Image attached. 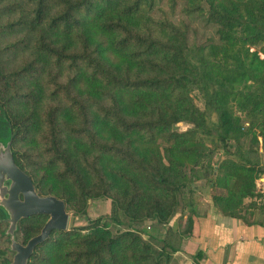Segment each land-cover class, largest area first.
I'll use <instances>...</instances> for the list:
<instances>
[{
    "label": "trees",
    "instance_id": "trees-1",
    "mask_svg": "<svg viewBox=\"0 0 264 264\" xmlns=\"http://www.w3.org/2000/svg\"><path fill=\"white\" fill-rule=\"evenodd\" d=\"M179 2L217 27L209 54L184 20L153 15L156 0H0V137L12 130L15 161L41 195L85 215L89 199H112L105 217L54 230L29 264H177L191 211L183 230L159 232L198 186L226 215L264 210L245 203L264 197V0H169L173 11ZM22 48L30 58L11 64ZM47 217L21 221L24 241Z\"/></svg>",
    "mask_w": 264,
    "mask_h": 264
},
{
    "label": "crops",
    "instance_id": "crops-1",
    "mask_svg": "<svg viewBox=\"0 0 264 264\" xmlns=\"http://www.w3.org/2000/svg\"><path fill=\"white\" fill-rule=\"evenodd\" d=\"M257 186L264 190V176ZM196 188L199 197L193 207L177 211L160 231L164 236L169 227L183 230L191 211L192 233L175 253L177 264H264V210L249 208L240 217L226 215L214 203L210 186ZM252 202L264 207V197L247 199L246 207Z\"/></svg>",
    "mask_w": 264,
    "mask_h": 264
},
{
    "label": "water",
    "instance_id": "water-1",
    "mask_svg": "<svg viewBox=\"0 0 264 264\" xmlns=\"http://www.w3.org/2000/svg\"><path fill=\"white\" fill-rule=\"evenodd\" d=\"M13 132L0 137V208L7 223L3 231L10 241L13 259L7 264H29L36 247L47 241L54 230H69L70 214L65 200L55 195H41L31 177L16 163L12 149ZM46 214L41 232L26 243L18 239L20 223L34 215Z\"/></svg>",
    "mask_w": 264,
    "mask_h": 264
},
{
    "label": "rangeland",
    "instance_id": "rangeland-1",
    "mask_svg": "<svg viewBox=\"0 0 264 264\" xmlns=\"http://www.w3.org/2000/svg\"><path fill=\"white\" fill-rule=\"evenodd\" d=\"M204 4H206V0H203ZM208 6V5H207ZM183 3L179 2L176 9L173 11L171 9L169 0H156V3L153 8V15L156 17H159L162 12L166 13L175 23H179L180 21L184 20L186 24L188 25L190 29V37L189 42L193 45H206V52L209 54V50L211 49L212 42H220L219 36L217 34V27L213 24H207L205 16H200L198 14H193L192 16H187L183 13ZM24 9L30 10L31 7L29 5H24ZM18 32L16 34L10 35V38L12 40L16 39L15 37L19 36ZM211 43V44H210ZM209 46V47H208ZM255 48L252 47L251 51H254ZM30 51L27 49H21L17 51L16 53H13L10 58L11 64H19L21 61H23L25 58H30ZM262 57H264V54H261ZM36 76V75H35ZM244 84H252V81L247 80L243 84H238L237 86L240 87V89H244ZM191 96L193 97L194 102L201 108H206V96L203 94V92L199 89H195L191 92ZM235 114L238 116H242L245 121H249L248 118L245 116V114H241L239 108H235ZM215 117V116H214ZM247 126L249 125L248 122H246ZM193 127V124L188 122H180L176 125V128L180 131H185L188 129H191ZM260 141L262 142V138H260ZM209 144V141H208ZM222 152V151H221ZM218 153L216 155V161L220 162L223 158V155ZM191 165H188V168H190ZM189 171V169H188ZM197 175L204 176L202 172L197 173ZM39 191V190H38ZM40 192V191H39ZM41 193V192H40ZM52 195V194H50ZM67 203V202H66ZM182 200L180 199V205L177 208V211L182 210ZM67 209L70 214V222H69V229L72 227H81L86 226L89 224V221L87 220L90 218L91 220H94L98 217H105L106 215L110 214L112 211V199L110 198H95V199H89L88 201V208H87V214H77L75 210L71 209V207L67 204ZM48 220V217L46 221ZM157 220H150L147 222V224L141 228L147 231H155L153 228L154 223ZM7 223H2L0 225V248L3 250V255L0 258V264H7V261H10L13 259L14 253L10 249V241L7 235L3 233V231L7 228ZM150 226V229L148 228ZM119 230L122 228L118 227ZM161 235V232H159ZM18 239L20 241H24L22 231L20 229L18 233Z\"/></svg>",
    "mask_w": 264,
    "mask_h": 264
},
{
    "label": "built area",
    "instance_id": "built-area-1",
    "mask_svg": "<svg viewBox=\"0 0 264 264\" xmlns=\"http://www.w3.org/2000/svg\"><path fill=\"white\" fill-rule=\"evenodd\" d=\"M148 228L150 229V226Z\"/></svg>",
    "mask_w": 264,
    "mask_h": 264
}]
</instances>
